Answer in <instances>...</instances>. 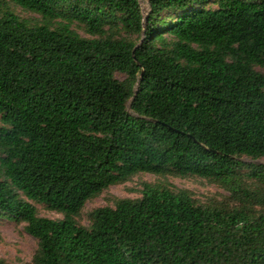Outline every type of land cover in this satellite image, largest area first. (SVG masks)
I'll use <instances>...</instances> for the list:
<instances>
[{
  "label": "trees",
  "instance_id": "16d2710c",
  "mask_svg": "<svg viewBox=\"0 0 264 264\" xmlns=\"http://www.w3.org/2000/svg\"><path fill=\"white\" fill-rule=\"evenodd\" d=\"M147 1L12 0L31 26L0 0V217L36 240L26 264H264V0ZM139 173L234 204L143 184L77 224Z\"/></svg>",
  "mask_w": 264,
  "mask_h": 264
},
{
  "label": "rangeland",
  "instance_id": "374dc122",
  "mask_svg": "<svg viewBox=\"0 0 264 264\" xmlns=\"http://www.w3.org/2000/svg\"><path fill=\"white\" fill-rule=\"evenodd\" d=\"M11 12L20 19L25 20L29 25H37L41 23L38 14L25 11L16 6L12 0H5ZM143 16H147L149 6L147 0H138ZM216 4L210 2L204 6V9H215ZM177 14V13H176ZM173 18L175 15H171ZM170 19H165V23H169ZM72 29L81 37L89 38L81 28L76 24ZM168 37V35H165ZM133 41H138L135 36L131 37ZM260 70L259 68H256ZM118 80H123L124 75L115 74ZM247 164H256L249 158L241 159ZM259 162H263L260 160ZM246 169H242L241 173H246ZM143 184L152 186H171L175 190L185 191L195 204L205 206H226L234 204L229 198V191L220 184L210 182L199 177H173V176H156L146 173L136 174L124 183L113 185L101 192L98 196L87 201L82 208L80 214L75 218L78 225L88 228L90 226L89 214L92 210L100 207H113L117 199H138L141 197ZM32 204L37 216L52 220L62 219V215L47 209L44 205L27 200ZM25 224L15 223L0 217V261L6 264H26L29 263L37 250V242L29 236L24 230Z\"/></svg>",
  "mask_w": 264,
  "mask_h": 264
},
{
  "label": "water",
  "instance_id": "95a60500",
  "mask_svg": "<svg viewBox=\"0 0 264 264\" xmlns=\"http://www.w3.org/2000/svg\"><path fill=\"white\" fill-rule=\"evenodd\" d=\"M143 73H141V75H142Z\"/></svg>",
  "mask_w": 264,
  "mask_h": 264
}]
</instances>
